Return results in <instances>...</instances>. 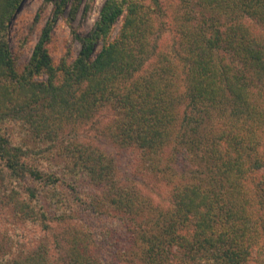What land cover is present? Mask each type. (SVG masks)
<instances>
[{
  "label": "trees",
  "instance_id": "16d2710c",
  "mask_svg": "<svg viewBox=\"0 0 264 264\" xmlns=\"http://www.w3.org/2000/svg\"><path fill=\"white\" fill-rule=\"evenodd\" d=\"M23 1L0 0V159L11 184L47 187L67 222L80 206L58 188L84 174L103 188L89 210L127 214L128 264H264V0H109L93 32L78 36L76 59L55 66L47 45L61 0L19 73L7 33ZM161 30L168 46L156 42ZM87 127L121 154L140 152L171 187V208L122 183ZM180 159L189 167L176 172ZM18 190L16 213L44 223ZM62 241L59 262L45 246L15 256L4 246L0 264H101L90 231L71 224Z\"/></svg>",
  "mask_w": 264,
  "mask_h": 264
},
{
  "label": "rangeland",
  "instance_id": "374dc122",
  "mask_svg": "<svg viewBox=\"0 0 264 264\" xmlns=\"http://www.w3.org/2000/svg\"><path fill=\"white\" fill-rule=\"evenodd\" d=\"M58 1L61 0H24L21 10L11 20L7 37L19 73H22L28 65L43 28L54 16ZM108 1L68 0L58 16L47 45L55 66H59L63 60L72 62L76 59L82 47L79 37L86 38L93 32ZM171 2L172 0H169V3ZM164 21V19L161 20V22ZM120 26L121 23L116 26L115 35ZM163 31L161 30L156 42L165 47L171 43L172 34L167 30L164 33ZM261 31L264 32V29ZM99 120L106 123L109 120V114L105 112ZM86 133L90 142L104 148L114 157L117 162V176L122 183L134 186L158 211L171 208V187L163 181L162 177L146 168L141 161L140 152L128 150L121 154L118 152V147L107 140L98 138L94 129L87 127ZM63 165L66 166V164ZM63 165L59 172L64 170ZM177 166L176 172L182 171L183 167L188 169L189 164L186 160L180 159ZM7 173L4 162L0 159V248L6 246L8 252H12L15 256V253H29L45 246L44 248L50 250L53 259L59 262L64 230L71 224H76L91 232L93 253L101 264H128L132 251V237L127 214L123 213L121 208H109L107 205L91 210L88 207L89 203L96 199L104 200L103 188L95 186L84 174L75 177L66 175L57 192L76 199L75 202L80 206V211L77 213L68 212L66 222L60 219L59 208L51 206L54 201H52V194L47 195V187L30 180L23 181L21 185L15 180L11 184L13 179L9 178ZM262 173L264 174V171ZM262 173L258 175V179ZM23 186L35 188L37 198L31 200L21 193ZM14 189H19L20 200L25 201L36 212L38 211L44 223L24 218L16 213L11 199ZM42 212L46 216H43ZM2 256L4 254L0 253V258Z\"/></svg>",
  "mask_w": 264,
  "mask_h": 264
}]
</instances>
